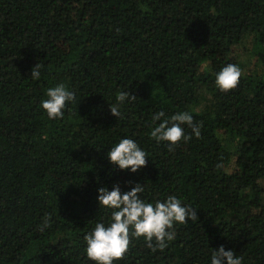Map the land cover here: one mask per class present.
<instances>
[{"label":"trees","instance_id":"1","mask_svg":"<svg viewBox=\"0 0 264 264\" xmlns=\"http://www.w3.org/2000/svg\"><path fill=\"white\" fill-rule=\"evenodd\" d=\"M228 64L242 75L221 92ZM59 84L75 98L49 119ZM160 111L191 114L200 137L182 125L190 140L152 139ZM123 138L147 154L136 173L109 161ZM136 183L198 220L174 224L163 251L132 238L113 264H211L220 246L264 264V0H0V264H96L84 237L113 211L98 189Z\"/></svg>","mask_w":264,"mask_h":264},{"label":"clouds","instance_id":"2","mask_svg":"<svg viewBox=\"0 0 264 264\" xmlns=\"http://www.w3.org/2000/svg\"><path fill=\"white\" fill-rule=\"evenodd\" d=\"M40 64L31 69V77L38 79L40 76ZM241 69L234 64L224 66L215 78V84L221 92L235 89L241 77ZM47 99L41 102V107L46 111L49 119L62 118L66 103L74 100L73 92L66 90L63 84L47 90ZM117 101H135L136 96L127 91H121L116 97ZM113 116L119 117L118 105H110ZM164 112L160 111L152 116L153 122L159 121L151 132L150 137L157 142H169L175 146L182 139L190 140L191 136H185L182 125L191 128L197 138L200 137V125L193 116L187 112H179L170 119L164 118ZM169 147V151L173 147ZM109 161L118 166L120 170H131L136 173L147 165V154L138 144L130 139L123 138L108 152ZM144 186L136 183L130 191L121 192L120 186L113 185L109 191L107 187L98 189V203L100 206L112 209L110 221L106 226L97 223L90 233L85 235L86 255L96 264H113L124 258L129 249L132 238L143 237L147 246L156 251H163L167 242L175 238L174 224H185L189 220H198L197 210L191 206H183L176 196H168L165 201L157 200L155 203L146 202L141 198ZM51 217L46 215L43 219L41 231L50 227ZM155 241V244H153ZM211 264H242V257L237 256L232 250H225L223 246L212 251Z\"/></svg>","mask_w":264,"mask_h":264},{"label":"rangeland","instance_id":"3","mask_svg":"<svg viewBox=\"0 0 264 264\" xmlns=\"http://www.w3.org/2000/svg\"><path fill=\"white\" fill-rule=\"evenodd\" d=\"M249 48H250V45H249V47L246 46V47L242 48V50H241V55H243L244 61H246L248 59L249 50H247V49H249Z\"/></svg>","mask_w":264,"mask_h":264}]
</instances>
